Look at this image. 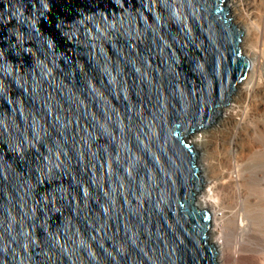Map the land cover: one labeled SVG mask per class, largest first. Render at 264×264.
<instances>
[{"label": "water", "instance_id": "water-1", "mask_svg": "<svg viewBox=\"0 0 264 264\" xmlns=\"http://www.w3.org/2000/svg\"><path fill=\"white\" fill-rule=\"evenodd\" d=\"M243 36L227 0H0V264H219L187 138Z\"/></svg>", "mask_w": 264, "mask_h": 264}, {"label": "bare ground", "instance_id": "bare-ground-1", "mask_svg": "<svg viewBox=\"0 0 264 264\" xmlns=\"http://www.w3.org/2000/svg\"><path fill=\"white\" fill-rule=\"evenodd\" d=\"M227 2L252 67L232 107L209 130L187 139L200 153L204 179L195 204L212 216L208 238L219 264H264V121H253L250 111L262 107L258 97L264 95V0Z\"/></svg>", "mask_w": 264, "mask_h": 264}, {"label": "rangeland", "instance_id": "rangeland-1", "mask_svg": "<svg viewBox=\"0 0 264 264\" xmlns=\"http://www.w3.org/2000/svg\"><path fill=\"white\" fill-rule=\"evenodd\" d=\"M261 80H262V82H263V84H264V74H263V76L260 78ZM238 90V89H237ZM237 92V91H236ZM262 96V97H261ZM234 97H236V93H235V95L233 96V98ZM233 98H232V100H231V102H230V104L225 108V110L224 111H226V110H228V109H230L231 107H232V104H234V102H233ZM258 99H262L261 100V102H262V107H260V108H255V111H254V107H252L251 108V113H253L254 114V117L252 118V120L253 121H255V122H257V121H264V95H262V94H260V97H258ZM243 106H242V108L245 106V107H247L246 108V110L248 109V108H250L249 106H247V102L246 103H243L242 104ZM249 105V104H248ZM253 109V110H252ZM223 111V112H224ZM248 111V110H247ZM236 113V112H235ZM221 116H223V113L221 114ZM220 116V117H221ZM219 117V118H220ZM239 118V117H238ZM216 124V122L212 125V126H214ZM212 126H210L208 129H205V130H203V131H207V130H209ZM232 132V131H231ZM201 133H202V131L201 132H198V133H195V134H200L201 135ZM188 139V138H187ZM188 141V140H187ZM199 153V152H198ZM199 155H200V153H199ZM198 159H199V157H198ZM204 188V187H203ZM211 218H212V216H211Z\"/></svg>", "mask_w": 264, "mask_h": 264}]
</instances>
